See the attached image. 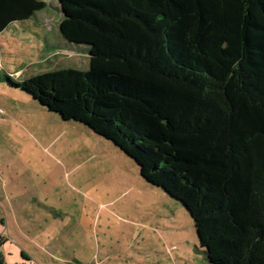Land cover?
Returning a JSON list of instances; mask_svg holds the SVG:
<instances>
[{
	"label": "trees",
	"instance_id": "1",
	"mask_svg": "<svg viewBox=\"0 0 264 264\" xmlns=\"http://www.w3.org/2000/svg\"><path fill=\"white\" fill-rule=\"evenodd\" d=\"M59 3L89 70L9 84L134 160L190 215L207 264H264V0ZM46 8L0 0V34Z\"/></svg>",
	"mask_w": 264,
	"mask_h": 264
},
{
	"label": "rangeland",
	"instance_id": "2",
	"mask_svg": "<svg viewBox=\"0 0 264 264\" xmlns=\"http://www.w3.org/2000/svg\"><path fill=\"white\" fill-rule=\"evenodd\" d=\"M46 1L45 10L0 34V240L7 238L0 260L41 263L42 251L31 241L39 225L54 222L62 259L93 252L105 264H207L190 215L147 183L134 160L7 81L16 72L24 80L89 70V57L74 54L59 38V0ZM42 51L47 59L40 68ZM14 188L22 192L19 197L12 196ZM19 224L31 240H24Z\"/></svg>",
	"mask_w": 264,
	"mask_h": 264
},
{
	"label": "crops",
	"instance_id": "3",
	"mask_svg": "<svg viewBox=\"0 0 264 264\" xmlns=\"http://www.w3.org/2000/svg\"><path fill=\"white\" fill-rule=\"evenodd\" d=\"M44 1H46V0H44ZM40 12H42V11H40ZM40 12H37L34 16H36ZM60 14L62 16V13L61 12H60ZM60 23H61V21H60ZM59 27H60V24H59ZM59 38H60V40L62 41L63 44H66V47L67 48H75L76 49L75 52H73V50L71 49V52H73L74 54L88 56L85 50H82L81 48H77L74 45L69 44L62 37L61 32H60ZM49 42L50 43L47 42V44L52 45L51 41H49ZM44 53H45L44 51H42L40 53V56L41 57L38 60L40 62V64H39L40 65V68L42 67V64L45 62L44 59L46 58V56H45L46 53L45 54ZM38 72H40V71H38ZM11 75H13V77H14V74L13 73H11ZM19 75H20V72H16V77H14V78L15 79L18 78ZM22 77H25V76L23 75ZM30 77H33V76H30ZM30 77H25V79L30 78ZM18 80L19 81H22L21 78H18ZM11 187H13V186H11ZM13 190L14 191H13L12 196L19 197V195H21V193H22L21 191L15 189V188ZM22 227L23 226L19 224L20 230H18V231H19L20 234H22V236H24L27 233L25 232V230L22 229ZM59 232H60L59 224H56L54 222H51L47 226H45V225H39V227L37 228V231H36V233H37L36 234V238H34V241L33 240L31 241V244H33L32 246H36V249L42 251L41 259H40L41 260V263H40L39 260H38L39 263L36 260V264H105L107 262L105 260V258L104 259H101V253H99L98 256H96L95 253H93V252L88 257H83L82 254H78V255H73V257H66L64 259L60 258L59 255L61 254V246H63V245H58L57 242H56L57 241L56 238L60 234ZM1 239L5 242V244L3 245V247L6 246V244H7V242H6L7 238L2 237ZM29 239L30 238H27L26 236H24V240L29 241ZM26 247H27L26 249L28 251H30V253H33V251H31L33 248H31L28 245ZM22 253H23V256L25 258L27 257L29 260L31 259L30 256H29V254H27L25 251L22 250ZM43 254H44V256H43ZM55 257L58 260H56ZM80 258H85V261L86 262L84 263L83 261L80 260Z\"/></svg>",
	"mask_w": 264,
	"mask_h": 264
},
{
	"label": "water",
	"instance_id": "4",
	"mask_svg": "<svg viewBox=\"0 0 264 264\" xmlns=\"http://www.w3.org/2000/svg\"><path fill=\"white\" fill-rule=\"evenodd\" d=\"M0 264H3L1 260H0Z\"/></svg>",
	"mask_w": 264,
	"mask_h": 264
}]
</instances>
